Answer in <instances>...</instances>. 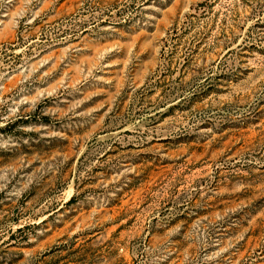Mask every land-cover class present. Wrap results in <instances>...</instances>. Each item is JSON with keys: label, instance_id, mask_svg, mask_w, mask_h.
I'll return each mask as SVG.
<instances>
[{"label": "rangeland", "instance_id": "rangeland-1", "mask_svg": "<svg viewBox=\"0 0 264 264\" xmlns=\"http://www.w3.org/2000/svg\"><path fill=\"white\" fill-rule=\"evenodd\" d=\"M0 264H264V0H0Z\"/></svg>", "mask_w": 264, "mask_h": 264}]
</instances>
